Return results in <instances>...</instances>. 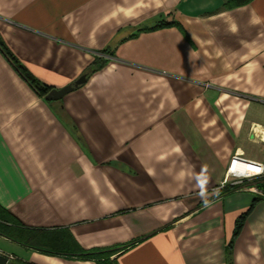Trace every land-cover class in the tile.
Masks as SVG:
<instances>
[{
    "label": "crops",
    "instance_id": "1",
    "mask_svg": "<svg viewBox=\"0 0 264 264\" xmlns=\"http://www.w3.org/2000/svg\"><path fill=\"white\" fill-rule=\"evenodd\" d=\"M224 3L0 0L3 42L53 88L114 51L57 102L78 139L0 49V221L44 248L0 234L9 263L102 264L79 246L113 264H264V192L220 193L232 157L264 167V0Z\"/></svg>",
    "mask_w": 264,
    "mask_h": 264
},
{
    "label": "trees",
    "instance_id": "2",
    "mask_svg": "<svg viewBox=\"0 0 264 264\" xmlns=\"http://www.w3.org/2000/svg\"><path fill=\"white\" fill-rule=\"evenodd\" d=\"M247 2H249V0H225L224 6L226 8H234V7L244 5ZM172 24L173 23H171V22L161 20V21L157 22V24H155L152 27H145V28L138 30L137 33L131 34L129 36V38L138 35V33L140 31H151V30H155L158 28L170 26ZM0 49L3 52L4 56L7 58V60L9 61L10 65L15 69V71L37 92V94L40 97L45 99V96L53 89V87L41 82L40 80H38L23 64H21L20 61L17 59V57L7 48V46L5 45V43L2 40L1 36H0ZM103 51L107 52L108 54L110 53L111 55H114V51L113 50L110 51V48H105ZM106 63H107V60L105 58H101L100 56H96L95 60L91 63V65L85 71V73L87 74V77H89L95 71L100 70L102 67L105 66ZM47 102H49L53 106L55 112L57 114H59V116L64 121H66L70 124L73 134L78 139H81L78 128L70 121L65 110L59 106L60 104L57 102H52V101H47ZM254 184L264 192V179H263V181L262 180L256 181V182H254ZM238 187H239L238 185L226 186L222 189V191L220 193H224V192L228 193V192H231V191L237 189ZM249 211L241 214L239 216V218L237 219V224H236L237 230L235 231L234 235H236L238 233V230L240 229V227L243 223V220L245 219V217L247 216ZM16 221H17L16 218L13 217L11 214H7V216H5L4 218H1L0 234L6 236L8 238H15L19 242H21V243H23L29 247H33L36 249L43 250L44 248H43V246H41V243H40L41 241H39V239H38L40 237L41 233L31 231V230H27V229H23V230L19 231L20 235H18V236L14 235V233L11 231L12 226H10V225L16 224L17 223ZM232 244H233V238L228 243L227 247L228 248L231 247ZM44 251L48 252V250H44ZM74 251L78 255L83 256V257L102 259L101 260L102 264H113L110 262V260L108 261L109 255H110L109 252H103L102 253L99 250L86 251L79 246H77V248H75Z\"/></svg>",
    "mask_w": 264,
    "mask_h": 264
},
{
    "label": "water",
    "instance_id": "3",
    "mask_svg": "<svg viewBox=\"0 0 264 264\" xmlns=\"http://www.w3.org/2000/svg\"><path fill=\"white\" fill-rule=\"evenodd\" d=\"M87 74H82L74 82L69 83L61 88H53L46 96L47 101L60 102L68 93L74 91L76 88L84 84L87 80ZM0 264H9V258L0 252Z\"/></svg>",
    "mask_w": 264,
    "mask_h": 264
},
{
    "label": "rangeland",
    "instance_id": "4",
    "mask_svg": "<svg viewBox=\"0 0 264 264\" xmlns=\"http://www.w3.org/2000/svg\"><path fill=\"white\" fill-rule=\"evenodd\" d=\"M104 50V49H103ZM103 50H101V54H99L98 56H100L101 58H105L108 57V56H112L110 53L108 54L107 52H104ZM111 51V50H110ZM251 180L253 179L252 181H263L264 179V173L263 174H259V175H252L250 177H246V178H243V179H238L234 176H231V175H227V177L225 178V180L223 181L222 185L224 187L226 186H234V185H238V186H244L247 182V180ZM262 191V190H261ZM9 264H13V263H9Z\"/></svg>",
    "mask_w": 264,
    "mask_h": 264
},
{
    "label": "built area",
    "instance_id": "5",
    "mask_svg": "<svg viewBox=\"0 0 264 264\" xmlns=\"http://www.w3.org/2000/svg\"><path fill=\"white\" fill-rule=\"evenodd\" d=\"M247 162H250L248 160H246L245 158L239 156V155H236L234 157H232V160H231V163H230V166H229V169H228V175H231V176H234L238 179H243V178H246V177H250L252 175H261L263 174V169L264 167L261 165V164H258V163H255V164H258L260 165L261 169L259 171H255V172H252V173H239L236 168L234 167V164H237V163H247ZM251 163H254V162H251Z\"/></svg>",
    "mask_w": 264,
    "mask_h": 264
},
{
    "label": "bare ground",
    "instance_id": "6",
    "mask_svg": "<svg viewBox=\"0 0 264 264\" xmlns=\"http://www.w3.org/2000/svg\"><path fill=\"white\" fill-rule=\"evenodd\" d=\"M257 134H258V132H257ZM263 137H264V135H263ZM234 167L236 168V170L239 173H242V174H244L245 172L250 174L252 172L259 171L261 169L260 165L255 164V163H251V162H247V163H237V164H234Z\"/></svg>",
    "mask_w": 264,
    "mask_h": 264
}]
</instances>
